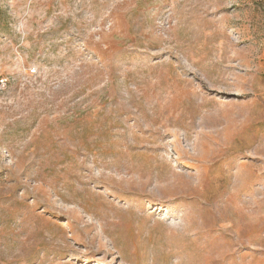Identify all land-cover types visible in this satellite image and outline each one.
<instances>
[{"label": "rangeland", "instance_id": "374dc122", "mask_svg": "<svg viewBox=\"0 0 264 264\" xmlns=\"http://www.w3.org/2000/svg\"><path fill=\"white\" fill-rule=\"evenodd\" d=\"M0 264H264V0H0Z\"/></svg>", "mask_w": 264, "mask_h": 264}]
</instances>
